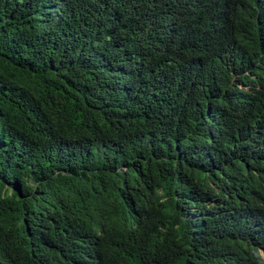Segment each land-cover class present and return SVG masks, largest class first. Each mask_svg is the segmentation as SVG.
<instances>
[{"label":"trees","instance_id":"trees-1","mask_svg":"<svg viewBox=\"0 0 264 264\" xmlns=\"http://www.w3.org/2000/svg\"><path fill=\"white\" fill-rule=\"evenodd\" d=\"M264 0H0V264H264Z\"/></svg>","mask_w":264,"mask_h":264},{"label":"clouds","instance_id":"clouds-1","mask_svg":"<svg viewBox=\"0 0 264 264\" xmlns=\"http://www.w3.org/2000/svg\"><path fill=\"white\" fill-rule=\"evenodd\" d=\"M258 252H259V255H260L261 260L264 263V252H263L262 248H259Z\"/></svg>","mask_w":264,"mask_h":264}]
</instances>
